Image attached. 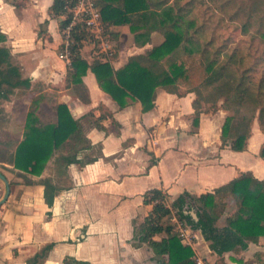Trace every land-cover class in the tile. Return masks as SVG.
<instances>
[{
	"label": "crops",
	"instance_id": "0c3cea01",
	"mask_svg": "<svg viewBox=\"0 0 264 264\" xmlns=\"http://www.w3.org/2000/svg\"><path fill=\"white\" fill-rule=\"evenodd\" d=\"M55 0H0V29L4 44L12 53L29 87L16 88L3 104L8 130L18 142L24 139L29 112L39 124L58 123V107L66 105L90 141L77 152V161L60 172L56 158L67 154L66 147L55 151L40 175L17 169L0 161L2 172L11 183V192L0 207V264H27L48 249L39 264H165L168 254H158L142 241L138 227L152 214L148 202L154 189L163 190L168 207L182 194L193 197L214 192L243 173L264 180V131L254 121L245 150L233 148V137L222 139L223 126L230 111L218 102L216 110L202 103L199 123L195 124L197 93L187 85L178 92L156 89L154 106L145 110L142 101L128 96L125 106L102 89L92 68L82 83H68L71 64L59 56L64 42V15L52 13ZM109 49L86 41L81 55L90 64L102 61L114 69L124 67L131 57L146 54L165 37L153 31L150 40L137 43L129 24L110 26ZM21 117L15 124L14 118ZM19 129L18 133L13 129ZM69 142H74L71 140ZM52 178L59 185L50 206L42 179ZM6 185L0 178V201ZM230 212L237 208L234 197ZM228 207V205L226 206ZM177 210V209H176ZM178 216V213L176 212ZM181 228L170 214L172 233L194 251V260L210 264H264V236L248 241L246 249L223 255L211 249L201 230L186 221ZM162 231L155 240L169 238Z\"/></svg>",
	"mask_w": 264,
	"mask_h": 264
},
{
	"label": "trees",
	"instance_id": "16d2710c",
	"mask_svg": "<svg viewBox=\"0 0 264 264\" xmlns=\"http://www.w3.org/2000/svg\"><path fill=\"white\" fill-rule=\"evenodd\" d=\"M198 2L202 0H98L103 23L111 36L115 32L110 30V26L129 24L137 43L148 42L156 30L165 39L146 54L131 57L120 69H114L109 61L90 65L81 55V42L73 48L68 83H82V76L91 67L102 89L120 105L125 106L126 98L131 96L142 101L145 110L154 106L158 87L178 92L180 85L185 84L197 93L196 125L202 103L212 106L208 109L216 110L223 95L222 107L229 110L230 115L223 126L222 139L226 143L233 137V148L245 150L255 120L264 131V69L261 74L258 72V76L256 67L247 63L248 55L238 48L221 63L217 55L224 49H214V40L202 39L207 25L202 13L196 10ZM64 4V0H55L52 13L64 15ZM67 23L68 19H65L62 26ZM259 34L264 38V32ZM79 39L83 40V35ZM5 41L6 36L0 29V161L40 175L55 151L66 147L68 153H61L56 158L59 171L65 173L67 166L77 161V152L88 148L90 141L64 104L58 107V123L54 125L39 124L35 113L29 112L24 139L17 141L7 128L3 104L16 88L29 87L30 81L22 77L19 67L12 62V53ZM212 51L214 57L207 58ZM70 139L74 142H69ZM260 155L264 158V145ZM42 183L46 201L51 206L59 185L50 177L42 179ZM229 196L235 198L237 208L227 218V225L221 227L217 222L224 213ZM147 201L154 202V209L138 227L141 240L158 254H168L169 261L165 264H196L193 249L183 244L176 232H171L173 226L169 218L172 211L167 205V194L154 189ZM172 207L192 228L202 231L210 241L211 249L219 255L246 249L248 241L264 236V180L257 179L250 172L200 197L195 198L186 192L173 201ZM164 230L171 234L169 238L160 241L153 238ZM47 250L31 257L27 264H39ZM64 264L73 263L66 261Z\"/></svg>",
	"mask_w": 264,
	"mask_h": 264
},
{
	"label": "rangeland",
	"instance_id": "374dc122",
	"mask_svg": "<svg viewBox=\"0 0 264 264\" xmlns=\"http://www.w3.org/2000/svg\"><path fill=\"white\" fill-rule=\"evenodd\" d=\"M196 6V10L202 13V19L207 25L205 37L202 39H212L215 41L214 49L216 47L224 49L217 55L221 63H224L236 48L242 49V53L248 55L247 63L256 67L255 72L259 76L264 69V38L259 34L264 32V0H202ZM104 36L106 40L109 39L106 28ZM87 42L98 47L94 39H87ZM209 57H214L213 51L207 58ZM198 72L203 74L201 71ZM220 101L224 102L223 95L218 102ZM21 120L20 116L14 118L15 124ZM13 130L17 133L19 131L16 128ZM232 203L227 202L226 211H231Z\"/></svg>",
	"mask_w": 264,
	"mask_h": 264
},
{
	"label": "built area",
	"instance_id": "2783aa9c",
	"mask_svg": "<svg viewBox=\"0 0 264 264\" xmlns=\"http://www.w3.org/2000/svg\"><path fill=\"white\" fill-rule=\"evenodd\" d=\"M65 19H68L64 27V42L59 51V56L71 64L73 48L87 39H94L99 47L109 49L110 46L104 36L105 26L102 20L98 0H64ZM83 35V40L79 39ZM85 35V36H84ZM173 221L181 228V236H184V222L176 215L177 210L171 207ZM196 264H210L203 258L195 259Z\"/></svg>",
	"mask_w": 264,
	"mask_h": 264
},
{
	"label": "water",
	"instance_id": "95a60500",
	"mask_svg": "<svg viewBox=\"0 0 264 264\" xmlns=\"http://www.w3.org/2000/svg\"><path fill=\"white\" fill-rule=\"evenodd\" d=\"M0 178L4 181V183L6 185V193H5V196L0 201V207H1V205L6 202V200L8 199V197L10 195V192H11V183H10L9 179L2 172H0ZM191 212L196 216V213L193 210H191Z\"/></svg>",
	"mask_w": 264,
	"mask_h": 264
}]
</instances>
